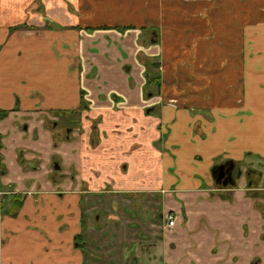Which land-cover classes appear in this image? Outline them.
<instances>
[{"label": "crops", "instance_id": "1", "mask_svg": "<svg viewBox=\"0 0 264 264\" xmlns=\"http://www.w3.org/2000/svg\"><path fill=\"white\" fill-rule=\"evenodd\" d=\"M64 115L81 124L55 136ZM248 169L264 175V0H0V191L25 194L0 264H264Z\"/></svg>", "mask_w": 264, "mask_h": 264}, {"label": "flooded vegetation", "instance_id": "2", "mask_svg": "<svg viewBox=\"0 0 264 264\" xmlns=\"http://www.w3.org/2000/svg\"><path fill=\"white\" fill-rule=\"evenodd\" d=\"M159 68H158L157 73H159ZM159 75H160V73H159ZM150 76H151V74H150ZM146 85H147V83H146ZM145 89H146V95L150 96L148 88L146 87ZM171 100H174V99H171ZM174 102H177V101L174 100ZM153 111H155V107L154 106L148 107L146 109V112L150 113V114ZM1 114L3 115L4 113H1ZM71 117H72V119H70L69 116L64 115L63 119L61 117L58 118L59 121H56V123H55L57 125H53L52 126V131H54V133H55L54 135L55 136H58V137L66 136L65 134H67L68 132L72 131L71 129H72L73 124H75V125L78 124V120L73 118V116H71ZM69 123H71V124H69ZM54 145H57V144L54 143ZM19 156L21 158H23L21 153H20ZM23 156H24V154H23ZM224 164H225L224 172L226 171V174H225L224 178L221 181H217L216 175L217 176L219 175V173H220L219 166L223 165V163L220 164V165H217L213 169L212 177H213V179L215 181V184L218 185V186H220V185H224V186L234 185L235 184V175H236L234 173V171H235V163L232 162V161H229L228 163H224ZM54 169L55 170H61L62 169V162L59 161V160H56L55 163H54ZM250 170L251 171H255L252 174V177H250V175H249V171ZM247 177H248V182H249V186L248 187L252 188L253 190H258L259 189L260 181H263V184H264V175H263L262 171H258L256 169H248L247 170ZM224 181H227V183L225 184ZM253 192H255V194L260 193L258 191H253ZM0 195H2L1 196V201H0V214L1 215L6 214V215H10V216H15L16 214L14 215L13 213L10 212V209H11L12 204H13L12 201H15V202L16 201H22V203L20 204V207H19V210H20V208L22 207V205L24 203L25 194L15 193L14 191H9V192L8 191H6V192L5 191H0ZM16 204H17V202H16ZM167 213L174 214L176 216V218H177V215H176L175 212H165V213L161 214L160 217L167 221L166 216H165ZM253 264H258V263L254 262Z\"/></svg>", "mask_w": 264, "mask_h": 264}, {"label": "trees", "instance_id": "3", "mask_svg": "<svg viewBox=\"0 0 264 264\" xmlns=\"http://www.w3.org/2000/svg\"><path fill=\"white\" fill-rule=\"evenodd\" d=\"M13 29H21V28H28V25L27 24H21V25H17L15 27H12ZM148 85H152V86H156L157 88L160 86V75L159 73H155V74H151V76L148 78L147 80V86ZM148 88V87H147ZM149 89V88H148ZM85 107V104H82L80 106V109L84 108ZM255 171H249V175L250 177H252V174L254 173ZM13 204H12V207L10 209V212L13 213L14 215L17 214L18 210H19V207H20V204L22 203V201H12ZM19 203V204H18Z\"/></svg>", "mask_w": 264, "mask_h": 264}, {"label": "rangeland", "instance_id": "4", "mask_svg": "<svg viewBox=\"0 0 264 264\" xmlns=\"http://www.w3.org/2000/svg\"><path fill=\"white\" fill-rule=\"evenodd\" d=\"M146 87L149 88V89H148V90H149V95L153 94V90H154V89H153V86H152V85H148V86L146 85ZM169 103H170V104H176V102H174V100H170ZM71 116H72V115H71ZM71 116H69L70 119H72ZM68 120H69V119H68ZM68 120H67V121H68ZM94 123H95V122H94ZM79 124H81V123H79ZM79 124H77V125H79ZM82 130H83V129H82ZM85 132H86V130H85V128H84L83 133H85ZM98 135H99V130L97 129V125H96V126H94L93 129L91 130L90 139H91V140H94V139H96V137H97ZM119 209H120V208H119ZM118 211H119V210H118ZM118 211H117V212H118Z\"/></svg>", "mask_w": 264, "mask_h": 264}, {"label": "built area", "instance_id": "5", "mask_svg": "<svg viewBox=\"0 0 264 264\" xmlns=\"http://www.w3.org/2000/svg\"><path fill=\"white\" fill-rule=\"evenodd\" d=\"M165 216L167 219V227H169V228L174 227L176 224V216L174 214H171V213H167Z\"/></svg>", "mask_w": 264, "mask_h": 264}, {"label": "water", "instance_id": "6", "mask_svg": "<svg viewBox=\"0 0 264 264\" xmlns=\"http://www.w3.org/2000/svg\"><path fill=\"white\" fill-rule=\"evenodd\" d=\"M219 171H220V173H219V175L217 176L216 174V178H217V181H221L223 178H224V176H225V174H226V171L224 172V169H225V164H223V165H220L219 166ZM215 172V171H214ZM224 183L226 184L227 183V181H224Z\"/></svg>", "mask_w": 264, "mask_h": 264}]
</instances>
